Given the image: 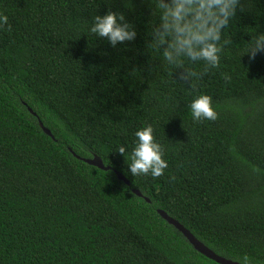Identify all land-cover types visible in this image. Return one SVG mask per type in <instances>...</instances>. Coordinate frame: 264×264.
<instances>
[{
	"label": "trees",
	"instance_id": "obj_1",
	"mask_svg": "<svg viewBox=\"0 0 264 264\" xmlns=\"http://www.w3.org/2000/svg\"><path fill=\"white\" fill-rule=\"evenodd\" d=\"M110 9L136 40L113 47L88 31ZM0 11L11 25L0 28V264H221L158 209L220 255L264 264V53L242 56L264 15L238 13L217 68L186 61L201 73L190 86L147 47L142 0H0ZM201 93L216 120H192ZM148 124L168 168L133 177L116 150L130 163ZM95 155L112 168L84 160Z\"/></svg>",
	"mask_w": 264,
	"mask_h": 264
},
{
	"label": "clouds",
	"instance_id": "obj_2",
	"mask_svg": "<svg viewBox=\"0 0 264 264\" xmlns=\"http://www.w3.org/2000/svg\"><path fill=\"white\" fill-rule=\"evenodd\" d=\"M142 2L146 4L151 16L147 47L155 50L164 63L175 69L174 72L183 69L176 74V80L190 83V86L194 80L199 79L201 73L187 66L186 61L191 65L202 64L204 71L217 68L221 62L223 46L231 43L225 38V32L239 19L238 13H251L257 17L264 15V0ZM257 4L261 7H257ZM5 26L9 29L11 27L9 16L6 11H0V28ZM88 31L96 38H106L113 47L118 43L134 41L138 35L136 24L127 19L125 12L111 9L106 14L95 15ZM248 34L251 38L247 40L242 56L247 55L249 61H255L258 54L264 53V30L257 25ZM224 78L230 80L227 74ZM189 110L193 121H213L218 117L213 97L206 93L195 96L190 102ZM134 136L136 139L131 150L130 163L127 162L124 145L116 150L125 154L128 172L133 177L150 175L156 178L164 175L168 161L165 159L163 146L154 137L153 126L148 124L139 127ZM232 261L236 264H254L253 258L247 253L233 256Z\"/></svg>",
	"mask_w": 264,
	"mask_h": 264
},
{
	"label": "water",
	"instance_id": "obj_3",
	"mask_svg": "<svg viewBox=\"0 0 264 264\" xmlns=\"http://www.w3.org/2000/svg\"><path fill=\"white\" fill-rule=\"evenodd\" d=\"M29 109L36 115L37 112L32 108L29 107ZM40 126L43 128V130L53 138L55 135L53 134L52 130L47 127L43 120L39 118ZM84 160L88 162L91 165H95L101 169H111V166H108L104 163L103 159L99 155H95L92 158L84 157ZM115 172L118 175V178L121 180H124L127 184H130V180L127 178V176L122 173L121 171L115 170ZM133 192L136 193L139 196H143V193L138 188H133ZM147 201H151L148 197H146ZM158 212L161 214L163 218H165L170 224L174 225L177 229L182 232L185 237L190 241L191 244H193L194 248L198 250L199 252L203 253L204 255L218 261L221 264H236V262L232 261L231 258H227L223 255H220L215 250H213L211 247H209L205 242L201 241L188 227L185 226L181 221L176 219L175 217L171 216L167 211L164 209H158Z\"/></svg>",
	"mask_w": 264,
	"mask_h": 264
}]
</instances>
